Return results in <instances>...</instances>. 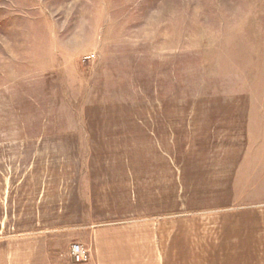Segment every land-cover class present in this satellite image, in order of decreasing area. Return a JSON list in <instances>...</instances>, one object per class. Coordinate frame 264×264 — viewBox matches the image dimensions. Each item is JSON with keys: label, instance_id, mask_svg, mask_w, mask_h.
Listing matches in <instances>:
<instances>
[{"label": "rangeland", "instance_id": "374dc122", "mask_svg": "<svg viewBox=\"0 0 264 264\" xmlns=\"http://www.w3.org/2000/svg\"><path fill=\"white\" fill-rule=\"evenodd\" d=\"M0 264H264V0H0Z\"/></svg>", "mask_w": 264, "mask_h": 264}, {"label": "built area", "instance_id": "2783aa9c", "mask_svg": "<svg viewBox=\"0 0 264 264\" xmlns=\"http://www.w3.org/2000/svg\"><path fill=\"white\" fill-rule=\"evenodd\" d=\"M71 256L75 262L84 263L88 261L90 254L82 244L74 243L71 246Z\"/></svg>", "mask_w": 264, "mask_h": 264}]
</instances>
